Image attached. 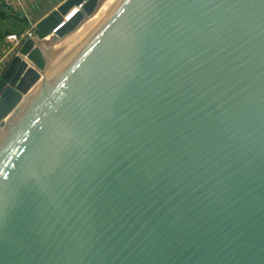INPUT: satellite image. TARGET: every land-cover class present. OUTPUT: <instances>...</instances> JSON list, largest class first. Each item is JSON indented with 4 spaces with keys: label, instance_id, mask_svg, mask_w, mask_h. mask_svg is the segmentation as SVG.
<instances>
[{
    "label": "water",
    "instance_id": "1",
    "mask_svg": "<svg viewBox=\"0 0 264 264\" xmlns=\"http://www.w3.org/2000/svg\"><path fill=\"white\" fill-rule=\"evenodd\" d=\"M103 2L0 79V264H264V0H122L53 67Z\"/></svg>",
    "mask_w": 264,
    "mask_h": 264
},
{
    "label": "crops",
    "instance_id": "2",
    "mask_svg": "<svg viewBox=\"0 0 264 264\" xmlns=\"http://www.w3.org/2000/svg\"><path fill=\"white\" fill-rule=\"evenodd\" d=\"M66 1L68 0H0V9L13 12L21 23L31 26L25 33L20 35L12 34L17 35L22 42H25L27 37H30L31 31H34L36 25L56 11ZM20 44L21 42L19 41L7 39L6 46H0V73H4L6 67L16 57Z\"/></svg>",
    "mask_w": 264,
    "mask_h": 264
},
{
    "label": "bare ground",
    "instance_id": "3",
    "mask_svg": "<svg viewBox=\"0 0 264 264\" xmlns=\"http://www.w3.org/2000/svg\"><path fill=\"white\" fill-rule=\"evenodd\" d=\"M120 1L122 0H104L102 9L99 11V13H97L90 21H88L79 30H77L74 34H72L68 39H66L63 43H61L58 47H56L54 51L68 53L69 51L71 52L73 48L76 47L79 48L83 46V44L97 31V29H99V27H101L102 24L105 21H107V19H109L111 14L115 11L117 6L119 5ZM75 9L77 8H74V10ZM64 60L67 61V59ZM64 64H65L64 62L63 64L60 63L59 66L60 65L62 66ZM57 66L58 65H56L55 67Z\"/></svg>",
    "mask_w": 264,
    "mask_h": 264
},
{
    "label": "rangeland",
    "instance_id": "4",
    "mask_svg": "<svg viewBox=\"0 0 264 264\" xmlns=\"http://www.w3.org/2000/svg\"><path fill=\"white\" fill-rule=\"evenodd\" d=\"M30 28H31V26H28L27 24L21 23L19 21V19L17 18V15L13 14V12L4 11L3 9H0V46L1 47L6 46V41H7L9 35H12V34L20 35L22 33L27 32V30H29ZM34 31H35V29H34ZM33 36L35 37V35H33ZM28 39H33V38L30 36V37H27V40ZM22 45L21 44L19 45L18 50ZM75 49L77 50V47L73 48L72 50H75ZM18 50H17V52H18ZM72 50H71V52L69 51L70 53L69 52L66 53L68 55L65 54L64 56H59L58 58H56L54 60V63L52 64L53 67H55L56 65H58L57 67H60L61 66V65L59 66L60 63L63 64V62H64L66 64L67 62L71 61L74 57L73 55L75 52ZM64 59H67V61ZM61 61H63V62H61ZM7 68L8 67H6V69ZM3 74L4 73H0V79H1Z\"/></svg>",
    "mask_w": 264,
    "mask_h": 264
},
{
    "label": "built area",
    "instance_id": "5",
    "mask_svg": "<svg viewBox=\"0 0 264 264\" xmlns=\"http://www.w3.org/2000/svg\"><path fill=\"white\" fill-rule=\"evenodd\" d=\"M32 35H34V31L30 33L31 37H32ZM8 39L12 40V41H19V42H21V45L24 43V42L21 41V39H19L17 37V35H11V36L8 37Z\"/></svg>",
    "mask_w": 264,
    "mask_h": 264
}]
</instances>
